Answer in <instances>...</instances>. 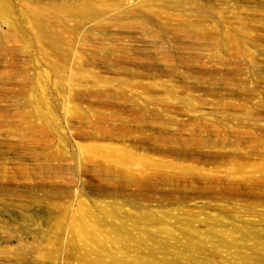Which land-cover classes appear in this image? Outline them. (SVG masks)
I'll return each mask as SVG.
<instances>
[{
  "label": "rangeland",
  "instance_id": "1",
  "mask_svg": "<svg viewBox=\"0 0 264 264\" xmlns=\"http://www.w3.org/2000/svg\"><path fill=\"white\" fill-rule=\"evenodd\" d=\"M0 264H264V0H0Z\"/></svg>",
  "mask_w": 264,
  "mask_h": 264
},
{
  "label": "bare ground",
  "instance_id": "2",
  "mask_svg": "<svg viewBox=\"0 0 264 264\" xmlns=\"http://www.w3.org/2000/svg\"><path fill=\"white\" fill-rule=\"evenodd\" d=\"M99 11L100 10L96 5H88L85 3L79 4V6L72 9V13L79 16H92L97 14ZM30 17L34 20V23L39 28L41 36L48 42L52 41L55 43V40L59 38V34H57L55 30L52 29L51 25L46 22V17L44 16V14L39 12L38 10L32 9L30 12Z\"/></svg>",
  "mask_w": 264,
  "mask_h": 264
}]
</instances>
